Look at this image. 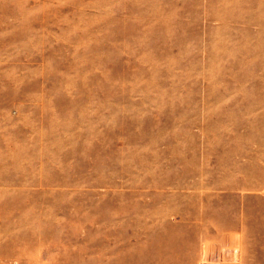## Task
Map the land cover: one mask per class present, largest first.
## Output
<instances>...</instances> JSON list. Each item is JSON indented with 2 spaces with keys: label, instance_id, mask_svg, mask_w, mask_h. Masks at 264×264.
I'll return each mask as SVG.
<instances>
[{
  "label": "rangeland",
  "instance_id": "rangeland-1",
  "mask_svg": "<svg viewBox=\"0 0 264 264\" xmlns=\"http://www.w3.org/2000/svg\"><path fill=\"white\" fill-rule=\"evenodd\" d=\"M225 1L0 0V264H264V200L228 233L256 203L217 182L255 111L226 176L209 153V81L239 94L264 45Z\"/></svg>",
  "mask_w": 264,
  "mask_h": 264
},
{
  "label": "bare ground",
  "instance_id": "bare-ground-1",
  "mask_svg": "<svg viewBox=\"0 0 264 264\" xmlns=\"http://www.w3.org/2000/svg\"><path fill=\"white\" fill-rule=\"evenodd\" d=\"M227 1L228 0H226L225 2L228 3ZM250 1L254 2V8L255 9L250 8ZM225 2H223V3H225ZM241 3L246 8V12L249 15L248 18L245 20L248 23H257V32L260 33L261 35H264V0H241ZM227 6H228V4H227ZM223 7H226V6H223ZM230 8H232V7L226 8V12H227V9L230 10ZM230 11H232V9ZM226 12L223 11V14ZM226 14H228V13H226ZM230 16H231V14H230ZM227 17H229V15ZM223 18H224V15H223ZM261 42H262V40L259 41V46L257 44V48H258L257 58H256L257 59V74H255L257 76H255V75H253V76L250 75L251 77L247 76L249 78L248 80L252 82L251 85L250 84L248 85L246 83L248 85L247 87H249V86L255 87L256 91H257L256 92L255 90H253L251 88L255 93V94L254 93L252 94L253 96L248 95L246 93L247 87L243 88L244 90L241 91L239 94H234V93L231 94V91H233V90H231V85H233V84L235 85V83H237V85H239L241 83V81H243V80L240 81V79L243 78V76H241V75L237 76L238 73L235 71L234 72L237 74L231 72V74L229 73L230 75H228L226 78L228 81H231L230 84L233 83L231 85L229 84L230 86L228 85L229 82L226 83V79H224L226 84L224 83L223 86H222V83H219V80H221V79L218 80L216 78L214 80H211V82L209 81V83H210L209 84V103H210V105H209V119L211 122V128L209 129L210 130L209 131V153L211 154V156L213 158L212 165L214 167V170H213L214 173L219 171L221 173V175L226 176L228 171H229L227 168V160L229 157V151L227 150V142H228L227 141V138H228L227 135H228V132L230 130L229 129L230 128L229 121L231 119H233L235 116V114H233L234 112L232 113L231 111H233L235 107L236 108L240 107V109L241 108L245 109L246 112L254 110L255 116H253V115L252 116H253V118L254 117L255 118L253 120L256 119L255 122H257V118H258V122H259L257 124L256 123L254 124L256 127L254 126L253 129H255V130L253 132H252V130L250 131V135H252L251 132L254 133L253 135H254V140H255L254 141V152H253V154H251V152H250L251 145H249V142L246 144L242 143V145H240V146L238 145V147L235 148V150L239 154V157L241 159H243L240 167L237 169V172L239 174V178L236 181V183H234V184L230 183V181L226 177H221L217 181L219 187L232 188V189H234V188L247 189L246 190L247 191L246 196L250 199L253 198L255 203H256V206H254V207H252L251 205L249 207H247L248 212H243V215L238 216L236 219H234L235 214H236L234 211L235 207H230L227 209V211H226L227 222H226L224 228L226 231H228V233H233V231L239 229L242 225L245 226L243 224L244 222L249 224L250 221H251V224L253 225V229L256 230L258 228L257 227V212L261 213V209H263L262 207H259L258 211H257V197H258L260 202H261V200H264V56H263L264 45ZM229 58L230 57H228L227 59H229ZM237 59H239V58H237ZM240 59H239V61H241ZM251 59L252 58H250V62H251ZM229 60H231V59H229ZM243 61H245V60L243 59ZM232 63H233V61H232ZM223 65H225V64L223 63ZM242 67H240V68H242ZM222 68L224 69V68H226V66L225 67L222 66ZM247 68H248V66H247ZM238 70H240V69L236 68V71H238ZM244 70H246V69L244 68ZM244 70H242V71H244ZM252 70H254V69H252ZM255 70H256V68H255ZM220 73H222V72H220ZM224 73H225V71H224ZM250 73H248V74H250ZM213 76H215V75H213ZM216 77H217V74H216ZM244 77L246 78V76H244ZM218 78H220V77H218ZM223 78H225V77L223 76ZM246 84L244 86H246ZM253 91H251V92H253ZM236 113H238V112H236ZM238 114L240 115V113H238ZM242 116H244V115H242ZM242 118L244 119V117H242ZM249 122H252V121H249ZM240 123L241 122L239 121V124ZM242 123H244V122L242 121ZM231 124L233 125V121L231 122ZM250 125H252V123H250ZM247 134H248V132H247ZM257 193L260 195L257 196ZM204 199L208 201L209 196L206 195L204 197ZM209 210L207 209V211L205 212V215L208 214ZM250 213L254 214V216H250L249 215ZM184 214L185 213H182L181 215H184ZM251 217H253V219ZM209 219L210 218L208 216L203 217V220L205 222H207V220H209ZM229 236L232 239V235L229 234ZM19 240L20 239L16 238L12 243L15 244V241L19 242ZM229 241H231V240H229ZM240 244H241V242H240Z\"/></svg>",
  "mask_w": 264,
  "mask_h": 264
}]
</instances>
